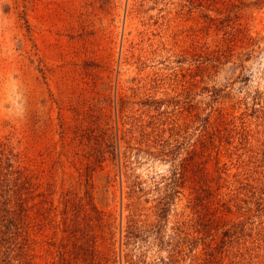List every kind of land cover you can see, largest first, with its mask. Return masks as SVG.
Wrapping results in <instances>:
<instances>
[{
    "label": "rangeland",
    "instance_id": "1",
    "mask_svg": "<svg viewBox=\"0 0 264 264\" xmlns=\"http://www.w3.org/2000/svg\"><path fill=\"white\" fill-rule=\"evenodd\" d=\"M0 264H264V0H0Z\"/></svg>",
    "mask_w": 264,
    "mask_h": 264
}]
</instances>
